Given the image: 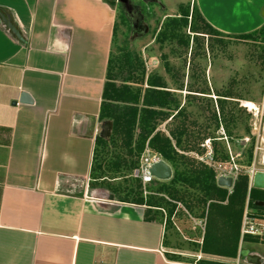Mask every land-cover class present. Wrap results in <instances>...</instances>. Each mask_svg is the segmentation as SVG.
<instances>
[{
    "label": "crops",
    "instance_id": "0c3cea01",
    "mask_svg": "<svg viewBox=\"0 0 264 264\" xmlns=\"http://www.w3.org/2000/svg\"><path fill=\"white\" fill-rule=\"evenodd\" d=\"M191 5L223 35L264 25V0ZM117 7L115 0H0V264L206 261L196 263L166 240L164 206L155 198L130 190L125 200L119 190L96 185L109 141L102 126L113 128L99 116ZM24 95L30 103L20 102ZM138 163L124 164L127 175ZM175 213L176 207L168 216ZM201 253L226 264L241 256L238 250L236 259ZM249 255L264 263L257 252Z\"/></svg>",
    "mask_w": 264,
    "mask_h": 264
},
{
    "label": "rangeland",
    "instance_id": "374dc122",
    "mask_svg": "<svg viewBox=\"0 0 264 264\" xmlns=\"http://www.w3.org/2000/svg\"><path fill=\"white\" fill-rule=\"evenodd\" d=\"M191 1L127 0V4L119 3L110 79L116 87L129 82L127 85L131 88L142 90L148 76L157 74L164 79L171 93V110H167L164 117L175 116V106L180 112L174 120H158L156 130L169 137L172 146L178 145L179 173L203 166L199 158L205 146H210L222 169L229 168L233 161L243 170L254 165L264 171V118L260 115L256 118L242 107H250L252 103L260 109L264 104V43L224 35L194 37L188 28L182 30L183 37L189 38L188 49L177 41L159 43L157 35L166 18L177 17L188 5L192 9ZM196 25L201 26L197 21ZM102 129L109 131V141L96 174L103 179L96 185L119 190L117 197L121 199H130L127 198L130 190L140 192L143 197V190L131 188L123 178L129 171L124 164L130 158L123 147L122 135L105 125ZM133 160L135 164L138 162L136 158ZM157 190L158 185L146 187L147 200L155 198L164 206L166 240L174 243L180 254L191 256L196 263L222 261L203 255L201 248L231 251L238 239L240 261L245 260L242 252H257L264 257V239L244 237L241 240L242 217L239 219L235 214L225 217L221 208L227 203L212 205L210 196L203 190L177 185L176 190L184 198L175 203L177 213L168 221L170 206L164 203L172 204V201L157 196ZM259 208L260 204L248 206L245 203L243 215L264 218V211Z\"/></svg>",
    "mask_w": 264,
    "mask_h": 264
},
{
    "label": "trees",
    "instance_id": "16d2710c",
    "mask_svg": "<svg viewBox=\"0 0 264 264\" xmlns=\"http://www.w3.org/2000/svg\"><path fill=\"white\" fill-rule=\"evenodd\" d=\"M196 21L201 24L200 27L196 25ZM187 28L195 35L194 37H198V34L208 37L223 35L206 22L196 5L192 6V9L188 5L182 9L177 17L166 18L162 24V28L158 32L157 41L159 43L177 41L178 44L188 49L189 38H185L182 35V30ZM224 36L251 41L261 40L264 43V25L260 29L248 34ZM128 83L116 87L110 79V72L108 70L99 120L100 122L111 121L113 132L122 135L123 147L128 150L127 156L130 158L131 168L135 166L133 158L139 160L146 143L171 167L173 173L169 181L161 183L156 181L159 186L157 193L165 195L172 201V204L170 202L169 204L167 203L170 206L169 216L175 211V203L184 198L176 190L177 185H189L190 188L203 190L210 196L212 205H215L213 203H224L227 201L226 206L221 208L223 215L227 218H231L235 214V216L241 219L245 203L248 206L260 204L261 208L259 209L264 211V191L249 188L247 176L242 175L238 177L231 194H228V190L216 185V174L211 169L200 166L199 169L196 168L187 173H179L176 166V148L178 145L176 147L172 146L170 138L163 136V134L156 130V122L158 120H163L164 118V120H174L180 112L178 106H175L174 111H176V115L164 117L166 115L164 113L167 110H171V100H169L171 93L168 91L166 82L161 76L152 74L146 79L144 84L145 89L143 90L133 89L127 85ZM134 193L139 196L136 192L130 194ZM138 202V204H142L144 201L142 198H138ZM148 206L151 207V205ZM169 216L168 219L170 218ZM237 248L238 239L234 244L233 250L216 252V254L212 255L236 259ZM201 251L205 254H210V250L201 248ZM199 263L226 264L208 261H199Z\"/></svg>",
    "mask_w": 264,
    "mask_h": 264
},
{
    "label": "built area",
    "instance_id": "2783aa9c",
    "mask_svg": "<svg viewBox=\"0 0 264 264\" xmlns=\"http://www.w3.org/2000/svg\"><path fill=\"white\" fill-rule=\"evenodd\" d=\"M254 105V104H253ZM248 112H252L253 116L257 118V116H261V118H264V104L262 108L258 109L257 111L254 110V106L252 108L250 107H244ZM257 119L254 123V128L256 129ZM205 153L201 158H199V161L204 166L212 169L214 173L217 175V177L224 176L232 178L233 183L236 181V179L240 176H247L249 179V187L251 188V181L253 176L257 172H264L259 169H257L254 165L246 168L243 170L240 166L236 165L233 161L231 163V166L229 168H221L218 163L216 162L215 155L210 148V146H205ZM163 161L160 155L152 151L147 145L144 148L143 153L141 154L139 158L138 165L126 176V180L129 182V184L132 187H140L144 191V195H147V192L145 191V188L147 186H150L153 182L156 181V179L151 176L150 170L151 168L157 164L158 162ZM264 167V163H263ZM240 237L241 240L244 237H252V238H259L264 239V218H252L247 217L246 213L242 216V222H241V229H240ZM250 257H253L249 255ZM233 264H264L263 261H261L260 258H256V260L251 261L249 258L245 257V260L240 261L239 258L233 263Z\"/></svg>",
    "mask_w": 264,
    "mask_h": 264
},
{
    "label": "water",
    "instance_id": "95a60500",
    "mask_svg": "<svg viewBox=\"0 0 264 264\" xmlns=\"http://www.w3.org/2000/svg\"><path fill=\"white\" fill-rule=\"evenodd\" d=\"M118 3L127 4V0H116ZM2 22L12 31V33L16 34V31L13 29L12 25L8 22L7 18L1 15ZM27 101L30 103V100L27 96H21L22 101ZM151 176H153L157 181H169L172 177V170L169 165H167L164 161H160L155 164L150 170ZM217 186L224 189H231L233 186V180L229 177L220 176L217 178ZM251 188L257 190H264V173L257 172L251 181ZM112 199V197H111ZM246 253V254H245ZM249 258L251 261L256 260L255 257H250L247 252H242V256Z\"/></svg>",
    "mask_w": 264,
    "mask_h": 264
},
{
    "label": "bare ground",
    "instance_id": "6f19581e",
    "mask_svg": "<svg viewBox=\"0 0 264 264\" xmlns=\"http://www.w3.org/2000/svg\"><path fill=\"white\" fill-rule=\"evenodd\" d=\"M253 106H254L253 109L257 111V107L251 103V104H250V108H252ZM263 173H264V172H263Z\"/></svg>",
    "mask_w": 264,
    "mask_h": 264
}]
</instances>
